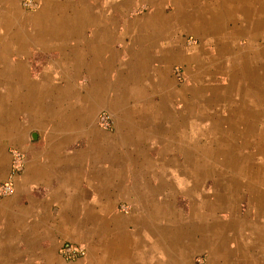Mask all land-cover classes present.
<instances>
[{
    "label": "crops",
    "instance_id": "0c3cea01",
    "mask_svg": "<svg viewBox=\"0 0 264 264\" xmlns=\"http://www.w3.org/2000/svg\"><path fill=\"white\" fill-rule=\"evenodd\" d=\"M33 1L29 11L0 0V181L10 150L24 154L0 199V264H170L153 245L178 241L177 173L149 157H183L195 145L200 86L213 98L236 83L243 106L211 108L222 130L264 123L243 120L264 111V0ZM189 34L197 45L184 42ZM229 113L238 117L225 123ZM233 132L228 144L238 146ZM220 163L226 188L242 185L249 202L223 207L217 263L264 264V157ZM62 243L85 254L65 261ZM209 249L205 264L218 252Z\"/></svg>",
    "mask_w": 264,
    "mask_h": 264
},
{
    "label": "rangeland",
    "instance_id": "374dc122",
    "mask_svg": "<svg viewBox=\"0 0 264 264\" xmlns=\"http://www.w3.org/2000/svg\"><path fill=\"white\" fill-rule=\"evenodd\" d=\"M140 9L143 10L144 8L140 7ZM182 39L186 44L197 45V40L190 34L182 35ZM211 52H213V48ZM181 70L182 67L178 64L172 67L173 74L177 72L181 75V78L178 80H180L179 83L181 82L182 85L184 76ZM202 81L203 80H200L198 82L202 85ZM198 82L194 85L200 86ZM209 83L211 82L205 81V84ZM225 91L229 92L226 93L229 96L221 97L219 95L213 98H206L207 96L203 95V93H209V90L203 89L200 86V90H197L194 96V106L197 108L196 140L200 144L196 142L191 149L189 147V150L184 147L185 151L183 152V157L181 155L179 157H149L152 161H149L151 162L150 164H154V168L156 167L157 170L161 169L165 173V176L171 177L172 174L167 175L169 172L177 173L176 178L171 180L178 185L175 186L172 182L174 185L173 192L169 195V199L179 212L180 220L179 216L174 215V219L180 221L178 223L180 225L179 239L176 242L164 241L163 244L157 243L153 245L154 248L156 247L161 250V247H163L165 249V261L170 262V264H174L179 260V264H183L184 262H189V264H205L209 258V245H212L213 250H218V252L210 251L211 260L213 261H211V264H218L216 258L221 252V224L217 221L226 216L222 211L223 207H225L226 204L232 203L233 211H236L237 205L240 207V210H242V207L246 206L249 202L247 192H245L246 190L241 184L238 191H236L235 188L232 191L226 188L224 182L226 181L227 173L225 174L224 170L220 171V159L225 160V157L230 156L264 157V123H262L261 120L260 123L256 124L249 123L244 125L243 123L245 127L241 130L225 131L219 127L221 124L219 118L222 117H217L216 114L212 112V106L220 105L223 103L222 101L225 102V100L231 103L233 109H239L240 106H243L241 105L242 99L236 97L237 91L239 90L236 88L235 82L229 81ZM191 101L194 100L191 99ZM205 110L207 111L204 112ZM234 111L235 110H233V112ZM260 111L261 113L259 116L253 113L250 114L251 117L250 115H243V120L247 117L251 120L262 118V116H264V111ZM211 112L213 113V124L210 119ZM233 114L234 115L231 116V113H229L224 122L226 123L228 119H235L238 117V113ZM189 118L192 119L193 116H189ZM216 118L217 120L214 121ZM240 122L241 120H238V126ZM233 131H236L234 136L238 137V146L228 144ZM184 133L185 132L182 131L183 135ZM207 137L211 138V143L209 144L205 143L208 140ZM190 139L191 135L188 137L187 141ZM235 147H241V151L239 150L237 152V148ZM156 149L157 147L154 148V150ZM151 153L152 155L155 154L154 151H151ZM120 205L125 204L120 203L117 205V210L119 211H121ZM196 219H199V222L196 223ZM209 219L212 220L211 226ZM215 220L216 223H214ZM194 233L198 234H196V238ZM172 251H175L177 254L171 255L170 253ZM167 252L169 255H167Z\"/></svg>",
    "mask_w": 264,
    "mask_h": 264
},
{
    "label": "built area",
    "instance_id": "2783aa9c",
    "mask_svg": "<svg viewBox=\"0 0 264 264\" xmlns=\"http://www.w3.org/2000/svg\"><path fill=\"white\" fill-rule=\"evenodd\" d=\"M21 5L24 9L29 11L33 10L36 6L33 0H21ZM97 123L101 128L109 129L111 127L109 114L105 111H100L97 116ZM23 166L24 154L17 149H11L10 163L6 179L0 181V199L12 193L13 180L22 172ZM58 252L65 261L80 258L85 254L84 249L71 243H62Z\"/></svg>",
    "mask_w": 264,
    "mask_h": 264
},
{
    "label": "bare ground",
    "instance_id": "6f19581e",
    "mask_svg": "<svg viewBox=\"0 0 264 264\" xmlns=\"http://www.w3.org/2000/svg\"><path fill=\"white\" fill-rule=\"evenodd\" d=\"M242 105V104H241ZM218 222V221H217ZM220 226V225H219ZM207 227V226H206ZM218 227V226H217ZM219 228V227H218ZM204 232V231H203ZM182 235V234H181ZM179 239V238H178ZM209 241V240H208ZM209 247V246H208ZM176 261V260H175ZM180 261V260H179ZM213 262V261H212Z\"/></svg>",
    "mask_w": 264,
    "mask_h": 264
}]
</instances>
